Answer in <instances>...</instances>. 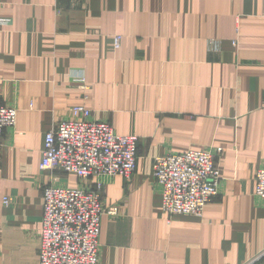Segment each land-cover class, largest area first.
<instances>
[{
  "label": "crops",
  "instance_id": "crops-1",
  "mask_svg": "<svg viewBox=\"0 0 264 264\" xmlns=\"http://www.w3.org/2000/svg\"><path fill=\"white\" fill-rule=\"evenodd\" d=\"M0 20V99L17 110L0 147V264H39L45 187L93 185L40 170L46 132L75 106L139 138L135 174L103 179L117 212L99 264H264V0H0ZM211 148L218 195L168 222L154 159Z\"/></svg>",
  "mask_w": 264,
  "mask_h": 264
},
{
  "label": "built area",
  "instance_id": "built-area-1",
  "mask_svg": "<svg viewBox=\"0 0 264 264\" xmlns=\"http://www.w3.org/2000/svg\"><path fill=\"white\" fill-rule=\"evenodd\" d=\"M5 23L0 20V25ZM120 41L117 37L116 48ZM70 114L72 119L46 132L40 170L61 172L80 182L92 180L93 185L45 187L39 264H99L102 217L117 212L103 204V179H130L137 169V136L118 135L109 122L93 119V112L84 106L73 107ZM16 123L17 110L0 99V147L4 131ZM222 152L221 148L190 150L154 159L153 177L161 187L162 212L168 222L175 216L203 215L218 195L217 157ZM255 180V195L264 207V169L257 171Z\"/></svg>",
  "mask_w": 264,
  "mask_h": 264
},
{
  "label": "rangeland",
  "instance_id": "rangeland-1",
  "mask_svg": "<svg viewBox=\"0 0 264 264\" xmlns=\"http://www.w3.org/2000/svg\"><path fill=\"white\" fill-rule=\"evenodd\" d=\"M76 181H78L76 178H74ZM76 181H74V182H72V184H75V182ZM71 187H75V185H70Z\"/></svg>",
  "mask_w": 264,
  "mask_h": 264
}]
</instances>
